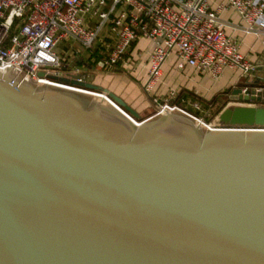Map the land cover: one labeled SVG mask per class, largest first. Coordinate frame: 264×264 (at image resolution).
Listing matches in <instances>:
<instances>
[{
	"label": "water",
	"instance_id": "95a60500",
	"mask_svg": "<svg viewBox=\"0 0 264 264\" xmlns=\"http://www.w3.org/2000/svg\"><path fill=\"white\" fill-rule=\"evenodd\" d=\"M102 93L129 119L0 72V264H264L260 93L204 130Z\"/></svg>",
	"mask_w": 264,
	"mask_h": 264
},
{
	"label": "built area",
	"instance_id": "2783aa9c",
	"mask_svg": "<svg viewBox=\"0 0 264 264\" xmlns=\"http://www.w3.org/2000/svg\"><path fill=\"white\" fill-rule=\"evenodd\" d=\"M225 10L238 16L243 34L258 36L264 32V0H218L213 9L207 0H0V72L9 71L35 87L90 96L129 119L106 94L60 82L58 78L64 76L62 70L68 65L54 49L64 42L75 44L99 69H110L123 62L133 42L146 40L150 51L142 91L155 107L146 119L165 110L209 128L211 123L198 117L197 113H203L200 104L186 100L174 103V91H169L160 104L153 90L171 53L178 70L186 66L210 79L229 70L237 72L246 84L252 82L254 66L225 35L219 21L218 15ZM103 29L106 31L98 38ZM80 50L70 52L79 57L83 53ZM77 81H83L81 76ZM251 91L260 93V104L264 105L260 89L240 88L241 95Z\"/></svg>",
	"mask_w": 264,
	"mask_h": 264
},
{
	"label": "crops",
	"instance_id": "0c3cea01",
	"mask_svg": "<svg viewBox=\"0 0 264 264\" xmlns=\"http://www.w3.org/2000/svg\"><path fill=\"white\" fill-rule=\"evenodd\" d=\"M207 2L213 9L218 0H207ZM218 18L223 25L225 35L236 43L239 53L254 66L253 73L250 75L252 82L246 84V80L237 72L229 70H223L220 76L215 79L199 75L186 66L182 70H178L177 59L171 53L161 66V77L153 90V97L156 100L162 101L169 91H174L179 100L188 102L199 98L208 100L221 94L227 98L226 104H237L238 101L230 99L231 91L234 89L250 85L247 87L249 90L258 88L264 93V32L258 36L243 34L241 32L243 23L231 10L222 11ZM58 46L62 52L56 54L68 65L63 69V74H75L77 68L85 69L86 72H79L80 75L93 77V80L87 83L97 87L99 92H108L118 98L135 112L138 116L137 120H143L150 116L153 110L142 91V84L147 73L149 42L142 39L133 42L125 53L123 62L110 69H99L92 62L88 53H81L78 57L65 50L64 43ZM226 91H228L227 94L224 93ZM248 104L251 103L248 102Z\"/></svg>",
	"mask_w": 264,
	"mask_h": 264
},
{
	"label": "rangeland",
	"instance_id": "374dc122",
	"mask_svg": "<svg viewBox=\"0 0 264 264\" xmlns=\"http://www.w3.org/2000/svg\"><path fill=\"white\" fill-rule=\"evenodd\" d=\"M106 30L105 29H103L101 32H100V34L98 35V38H100L101 36H103V34H104V32H105ZM62 45H63V43H61ZM60 44V45H61ZM64 44H65V50H67V51H70V50H72V49H79L80 50V48L78 47V46H76L75 44H70V43H66V42H64ZM95 45H93V47H94ZM78 47V48H77ZM96 49V47H94L93 48V50H95ZM81 51V50H80ZM54 52L55 53H58V54H60L61 52H62V50H61V48H60V46H57L55 49H54ZM81 52H83V51H81ZM84 53H86V52H83L82 54H84ZM63 71V70H62ZM81 78H82V80H83V82H85V83H87V82H89V81H92L93 80V77L92 76H90V77H85V76H81ZM141 95L142 96H144V94L143 93H141ZM146 96V95H145ZM146 98H147V100L149 101V103H150V106H151V109L153 110L152 111V113L155 111V107H154V104L152 103V98L151 97H147L146 96ZM219 99L217 100V102H213V103H211V104H207V105H205L206 107H203L202 105H201V108L203 109V113H197L198 114V117H201L202 119H204L205 121H206V124L207 123H212V119L214 118V116L216 115V113L219 111V108L223 105L222 103H223V101L225 100V96H223V95H219V97H218ZM211 99V98H210ZM210 99H208V100H204V101H208L209 102V100ZM94 101H97L96 99H93ZM159 100L157 99V102H158ZM160 102V101H159ZM163 102L161 101L160 102V104H162ZM225 103V102H224ZM151 113V114H152ZM150 114V115H151ZM203 130H204V128H203Z\"/></svg>",
	"mask_w": 264,
	"mask_h": 264
},
{
	"label": "trees",
	"instance_id": "16d2710c",
	"mask_svg": "<svg viewBox=\"0 0 264 264\" xmlns=\"http://www.w3.org/2000/svg\"><path fill=\"white\" fill-rule=\"evenodd\" d=\"M246 85V84H245ZM247 87H249L250 85H246ZM224 93H228V91H226V92H224ZM219 97V95H215V96H213L210 100H209V102L208 101H204V100H201L200 98L197 100V99H195V100H192V102H194V103H198V104H200V105H202L203 107H206L205 105H207V104H211V103H213V102H217V100L219 99L218 98ZM174 102H179V98L177 97V95H176V98H175V100H174ZM225 102V103H224ZM226 103H227V98L225 97V100L223 101V105L219 108V110L222 108V107H224L225 105H226Z\"/></svg>",
	"mask_w": 264,
	"mask_h": 264
},
{
	"label": "bare ground",
	"instance_id": "6f19581e",
	"mask_svg": "<svg viewBox=\"0 0 264 264\" xmlns=\"http://www.w3.org/2000/svg\"><path fill=\"white\" fill-rule=\"evenodd\" d=\"M164 113H166V111H165V110L162 112V114H164Z\"/></svg>",
	"mask_w": 264,
	"mask_h": 264
}]
</instances>
